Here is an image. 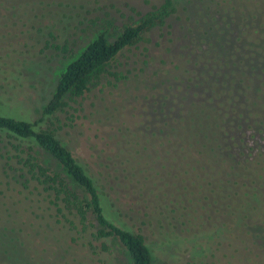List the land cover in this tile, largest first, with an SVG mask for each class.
<instances>
[{"label":"rangeland","instance_id":"1","mask_svg":"<svg viewBox=\"0 0 264 264\" xmlns=\"http://www.w3.org/2000/svg\"><path fill=\"white\" fill-rule=\"evenodd\" d=\"M0 1L9 5L14 3L20 8L17 24L22 26L6 29L0 18V62L7 65L5 71H12L13 61L23 60L19 65L17 62L16 70L13 69L15 79L0 82V92L11 93L12 107L36 120L52 99L67 66L101 32L107 30L112 43L126 25L154 11L166 0ZM238 1L239 13L235 15L230 1L220 0L218 5L212 6L215 14L208 17L209 21L203 27L195 25L194 21L190 24L189 12L184 6L179 7L163 26L147 32L136 46L107 68L108 72L119 78L125 76V79L122 77L118 81L104 73L99 85L79 101L81 106L71 103L73 108H68L63 115V121L70 126L62 128L61 138L101 181L106 176L107 162L116 156L110 167L124 181L130 180L120 189L131 191L142 203H160L164 208L169 205L181 207L188 210L189 215L212 214L214 224H229V208L234 205L233 184L238 180H249L248 175L253 170L242 153L234 149L237 144L232 137L239 138L235 133L225 140L226 151L221 150L225 138L221 129L223 117L246 111L243 106L246 95L241 89H246L245 84L250 82L249 71L252 78L264 81V55L248 49L249 52L245 47V40L264 33V0L261 3ZM36 18L41 19L39 26H36ZM29 19L32 22L27 26ZM176 75L180 80L175 82ZM186 87L193 92L192 98L184 103V107L174 106L180 97L176 92L185 95ZM257 88L259 85L254 87ZM262 92L264 95V86ZM255 108V113L260 115L258 120L264 122V96L260 106ZM170 112L175 119H184L185 112L193 125L189 136H194L200 161L187 166L185 173L173 159L182 146L188 145V140L181 120L175 122ZM140 115L144 116L143 127L151 120V129L162 131L164 138L173 141L169 143L173 155L166 150L161 154L163 161L169 159L171 170L170 184L165 189L162 177H168L169 171L161 168L164 162L158 160L151 165L134 154L135 148L151 137L147 128L139 126ZM70 117L72 120L68 121ZM184 122L187 125L188 120L184 119ZM135 124L139 127L132 130ZM121 137L123 148L118 152ZM222 154L227 157V162ZM156 169L160 176L154 172ZM134 177L139 180L137 187L133 185L138 184ZM261 183L264 184V179ZM114 200L118 203L114 204L117 209L129 203L125 197ZM78 250L86 252L82 248ZM114 255L116 264H131L126 252L120 248ZM0 259L25 262L18 236L10 227L0 231ZM156 264L167 263L157 259Z\"/></svg>","mask_w":264,"mask_h":264},{"label":"trees","instance_id":"2","mask_svg":"<svg viewBox=\"0 0 264 264\" xmlns=\"http://www.w3.org/2000/svg\"><path fill=\"white\" fill-rule=\"evenodd\" d=\"M229 1L236 15L239 1ZM219 2L166 0L154 11L126 25L112 43L104 30L67 66L52 99L36 120L12 107L11 93L0 92V231L12 228L25 255L24 263L0 259V264H116L114 251L119 248L126 252L131 264H156L157 259H163L167 264H264V184L261 183L264 179V122L259 121L260 115L255 113V107L260 106L264 96V81L252 78L251 71L248 73L250 82L245 84L246 89H241L246 95L243 103L246 111L240 110L233 116L226 114L221 126L225 137L221 150L226 151L225 140L235 133L239 138L232 137L237 144L234 149L242 153L248 166L255 171L248 175L249 180H238L233 184L234 205L229 208V224L226 225L214 224L212 214L189 215L188 210L181 207L169 205L164 208L160 203H142L131 191L120 189L130 180L124 181L110 167L116 156L107 162L106 176L101 181L89 166L78 160L60 133L62 128L70 126L63 121V115L68 108H73L71 103L81 106L79 101L99 85L102 74L109 73L118 81L126 78L117 77L107 68L136 46L147 32L163 26L181 6L189 12L190 24L194 21L195 25L203 27L209 21L208 17L215 14L212 6ZM4 3L0 1V20L5 24L4 28L22 27L17 24L20 8L14 3ZM6 17L10 18L9 22L4 20ZM36 20V26H39L41 19ZM30 22L31 19L26 25ZM245 47L249 52L264 55V33L245 40ZM17 62L19 65L23 60L13 61L12 71H5L7 65L0 62V82L15 79L13 69L18 68ZM176 80H180L178 75ZM256 85L259 88L254 89ZM185 89V95L176 92L180 97L174 106L184 107V103L192 98L193 92ZM185 112L187 125L184 119H175L170 112L175 122L181 120L188 140V145L182 146L173 159L179 168H184L182 173L186 172L187 166L200 161L194 136H189L193 125ZM143 117L139 116L141 128L145 124ZM67 120L71 121L72 117ZM152 124L150 120L143 127L151 132V137L135 148L134 154L154 165L158 160H164L161 155L164 150L173 155L169 144L173 141L164 138L162 131L151 129ZM139 126L135 124L132 130ZM123 137L118 152L123 148ZM222 156L227 162V157ZM167 161L161 166L169 171L168 177H162L164 189L170 184L171 177ZM158 171L154 170L155 173ZM138 178H135L138 181L133 184L135 187L139 185ZM115 197L117 200L125 197L129 203L117 209ZM81 248L86 252L80 253L78 249Z\"/></svg>","mask_w":264,"mask_h":264}]
</instances>
